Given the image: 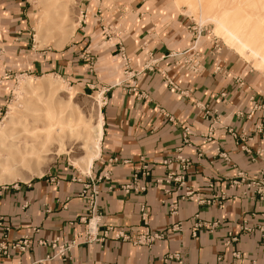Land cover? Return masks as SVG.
Masks as SVG:
<instances>
[{"label": "crops", "instance_id": "obj_1", "mask_svg": "<svg viewBox=\"0 0 264 264\" xmlns=\"http://www.w3.org/2000/svg\"><path fill=\"white\" fill-rule=\"evenodd\" d=\"M39 5L0 0V77L11 71L55 74L83 89L105 86L96 96L102 103L100 149L85 173L60 160L42 175L0 184V217L9 228V241L32 237L26 252L10 250L0 264H63L48 258L55 253L51 247L39 244L56 236L79 242L66 264H264V201L232 184L237 172L257 176L264 167L261 158L252 160L257 151L264 159V72L217 37L190 34L191 21L173 0H78L81 18L70 28L69 40L44 47L35 39L37 22L44 18L41 12L38 20ZM104 29L110 30L107 41ZM119 45L135 69L148 62L153 69L123 81L117 66L111 72ZM229 128L244 141L237 142ZM177 156L188 160L186 168ZM145 164L150 172L139 174V184H147L146 191H123ZM107 172L109 179L98 184L103 227L139 234L144 230L139 205L145 203L149 230L166 233L165 240L151 249L116 239L103 245L83 242V181ZM169 174L182 175L183 184L166 182ZM188 190L193 200L183 198ZM196 215L203 222L221 223L212 231L200 228L193 237ZM244 220L252 232L241 233ZM177 223L181 230L172 231ZM4 233L0 227V241ZM177 252L181 260L164 261Z\"/></svg>", "mask_w": 264, "mask_h": 264}, {"label": "rangeland", "instance_id": "obj_2", "mask_svg": "<svg viewBox=\"0 0 264 264\" xmlns=\"http://www.w3.org/2000/svg\"><path fill=\"white\" fill-rule=\"evenodd\" d=\"M33 7L38 9V5L44 4V18L40 23L42 32L38 38V29L36 25V45L44 47L52 45L55 42L60 46L66 43L70 28L77 24L81 14L76 12L78 0H30ZM177 9L180 13H183L190 21L191 27H196L197 30L202 31L203 34H211V36L217 37L220 43L225 44L231 50L238 53L240 57L249 62L252 68H257V61L250 55H243L239 49L233 47L232 44L223 35H217L215 26L213 23H202L200 19L199 10L197 7L190 10L185 0H173ZM204 2L207 0H203ZM233 0H214V9L221 10L231 6L229 4ZM238 3L240 10L250 14L252 18L255 16L258 18L259 15L263 18L264 29V0H235ZM38 16L41 12L38 11ZM74 28V27H73ZM191 31V30H190ZM110 33V30L108 31ZM107 32L103 34L104 40H108L110 37H106ZM190 34H193L191 31ZM264 40V39H263ZM114 39L110 41L113 43ZM113 68L111 72L117 71L115 68L118 67V72L122 75L124 80L123 69L120 58L118 57L113 61ZM260 71L264 72V68ZM102 72H98L101 75ZM26 79H30L32 84L36 87V91L30 92L28 86L22 87V82ZM105 86L102 88L83 89L80 88L77 83L70 82L65 77H61L55 74H44L38 76L26 75L19 72L5 73L0 77V97L4 96V99H0V105H3L0 114V128L4 119L7 117V121L4 122L9 124L18 130L22 123H27L31 129L28 139L32 136H43V134L37 130H33V121L38 119L40 123L46 121L48 117L53 114L58 116V119L65 121L68 117L76 119L82 117L83 120L90 122V124H97L101 119L102 103L101 100L96 99L105 90ZM103 102V100H102ZM48 110L51 112L48 113ZM12 114V123L10 124V115ZM9 120V121H8ZM3 134V133H1ZM11 135V134H10ZM70 137V138H69ZM68 141L65 144L66 151H60L59 145L53 143L51 146L44 148V151L40 154L41 161L38 165V169H33L29 166H25L22 169L24 177H33L36 175L44 174L55 161H65L70 165H73L76 169L81 170L85 173L87 166L82 159L86 155V149L84 147V140L82 137L76 134H70ZM12 137H3L2 142L7 144ZM93 142V141H92ZM41 170L42 174H37L34 171ZM23 179H13L11 181H1L0 184H11L18 182Z\"/></svg>", "mask_w": 264, "mask_h": 264}, {"label": "bare ground", "instance_id": "obj_3", "mask_svg": "<svg viewBox=\"0 0 264 264\" xmlns=\"http://www.w3.org/2000/svg\"><path fill=\"white\" fill-rule=\"evenodd\" d=\"M189 9L198 8L202 23H213L217 35H223L232 44L233 47L239 49L243 55H250L257 61V68H264V29L263 18L261 15L258 18H252L250 14L240 10L238 3L235 0L230 1L231 6L216 10L213 12L214 0H185ZM40 12H44V6L39 5ZM192 8V9H191ZM38 20H42L39 16ZM38 38L42 27L37 24ZM28 86L30 92L36 91V87L30 79L22 82V87ZM96 99L100 100L99 97ZM51 111V110H50ZM48 110V113L50 112ZM10 115V114H9ZM10 124L12 123V114L10 115ZM7 117L4 122L7 121ZM9 121V120H8ZM2 123L0 128V182L11 181L13 179H27L22 172L23 167L29 166L33 169H38L41 161L40 154L44 148L51 146L53 143L59 145L60 151H66L65 144L68 141L70 134H76L84 140L86 155L82 159L90 169L93 160L99 155V142L101 138L102 119L97 124L93 125L90 122L83 120L82 117L72 119L68 117L65 121L58 119V116L51 114L42 124L38 119L33 121L35 125L33 130H37L43 136H32L28 139L31 129L27 123H22L18 126V130H14L9 124ZM14 123V122H13ZM12 123V124H13ZM3 133V134H1ZM11 134V135H10ZM12 137V139L4 144L3 137ZM93 141V142H92ZM37 174H42L41 170L34 171Z\"/></svg>", "mask_w": 264, "mask_h": 264}, {"label": "built area", "instance_id": "obj_4", "mask_svg": "<svg viewBox=\"0 0 264 264\" xmlns=\"http://www.w3.org/2000/svg\"><path fill=\"white\" fill-rule=\"evenodd\" d=\"M108 30V29H107ZM107 30L104 29V32L106 33ZM190 30L195 34L200 36L201 30H197L196 27H191ZM109 31V30H108ZM108 37L109 33L106 34ZM119 58L121 61L123 74H124V80H133L138 77L143 71L148 69H153L154 63L148 62L145 63L141 70H137L133 67V62L130 56L125 52L124 48L119 45ZM257 109L262 108L261 106L256 107ZM168 119L173 122V118L167 115ZM188 130V129H186ZM230 134H232L237 142H243L244 138L243 136H238L232 129H227ZM260 133H262V138H264V132L262 129H260ZM242 149L249 155H252L251 150L246 147L245 145L241 146ZM225 159L228 160V157L226 154H220ZM256 157H253L252 160L254 161L255 158H261V160L264 163V159L262 158V151H257L255 153ZM177 160L182 164L183 168H186L188 165V160L184 159L182 156H177ZM167 161H164V164H166ZM141 170V171H140ZM139 171L135 172L131 178V180L122 186V190L126 193H129L130 191H136V192H144L148 188V185H140L139 184V174L141 175H149V165L145 164L142 166V168ZM103 179H109V172L103 174L102 176H99L97 178H93L91 175L88 176V181H83V188L80 193V198H82L86 204V215L81 217V221L85 223V229L79 233V236L82 238L83 242L86 244L91 243H100V245H103L108 239H116V240H122L125 242L130 243L133 246H142L147 247L151 249L157 241L165 240L168 235L164 232H151L149 230V214L150 210L147 204L140 203L139 205V214L141 217V220L144 225V230L140 232L137 235H132L127 230L124 229H115L113 226H107L103 227V213L100 210L98 206V198L100 194V190L98 188V184ZM79 181H82L81 178L78 179ZM171 180L177 181L180 184H183L184 177L182 175H177L176 177H173L172 174L168 175V178L166 179V182H169ZM162 182L161 180H157L156 183ZM232 184L234 185H243L246 189H250L253 191V198H257L260 201H264V167L259 172L257 176L249 175L246 172L239 171L236 174V178L232 180ZM245 195H247V191L244 192ZM194 193L193 191L188 190L183 198L193 200L194 199ZM199 203H210V200H205L202 198H196ZM172 212L175 213L177 211L176 204L172 205ZM196 221L191 229L192 236L196 237L198 230L200 228L207 229L209 231H212L216 229L221 221H214V222H203L198 220V215H196ZM0 227H2L5 231L3 238L0 241V257L10 256V250H17L21 253L26 252L32 243V237L30 235L23 236L20 240L16 242H10L8 239V232L9 228L7 226L3 225V218L0 217ZM172 231H178L181 230L180 223H177L172 226ZM264 231V228L261 229ZM241 233H250L253 231L252 227H249L247 225V220H244L243 223L240 226ZM231 240L235 241L237 240L236 236H233L231 233L229 234ZM40 245H47L51 247L54 250V254L51 257H48L49 259H58L63 264H66L69 260L68 252L79 245L78 241L75 240H66L60 236H56L52 240H40ZM264 251V248H263ZM238 254V253H235ZM171 260H181V254L180 253H169L165 255L164 261L168 262Z\"/></svg>", "mask_w": 264, "mask_h": 264}]
</instances>
